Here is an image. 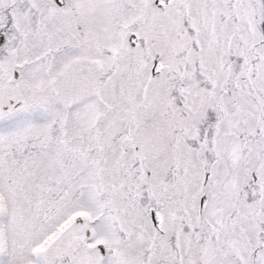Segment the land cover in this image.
I'll return each mask as SVG.
<instances>
[{"label":"snow or ice","instance_id":"6c2138e0","mask_svg":"<svg viewBox=\"0 0 264 264\" xmlns=\"http://www.w3.org/2000/svg\"><path fill=\"white\" fill-rule=\"evenodd\" d=\"M0 264H264V0H0Z\"/></svg>","mask_w":264,"mask_h":264}]
</instances>
